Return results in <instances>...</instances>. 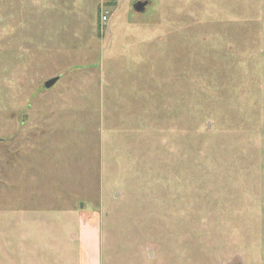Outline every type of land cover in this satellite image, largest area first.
Here are the masks:
<instances>
[{
    "label": "rangeland",
    "instance_id": "obj_1",
    "mask_svg": "<svg viewBox=\"0 0 264 264\" xmlns=\"http://www.w3.org/2000/svg\"><path fill=\"white\" fill-rule=\"evenodd\" d=\"M136 1L0 0V264H264V0Z\"/></svg>",
    "mask_w": 264,
    "mask_h": 264
},
{
    "label": "water",
    "instance_id": "obj_2",
    "mask_svg": "<svg viewBox=\"0 0 264 264\" xmlns=\"http://www.w3.org/2000/svg\"><path fill=\"white\" fill-rule=\"evenodd\" d=\"M147 4H148L147 0L136 1L133 5V9L137 12H143ZM55 80H56V77L47 80L45 83V87H50L55 82Z\"/></svg>",
    "mask_w": 264,
    "mask_h": 264
},
{
    "label": "crops",
    "instance_id": "obj_3",
    "mask_svg": "<svg viewBox=\"0 0 264 264\" xmlns=\"http://www.w3.org/2000/svg\"><path fill=\"white\" fill-rule=\"evenodd\" d=\"M91 236H92V239L94 240L95 233H94V232H91ZM97 258H98V256H97V257L95 256V261H94L93 264H98V263H97V260H98Z\"/></svg>",
    "mask_w": 264,
    "mask_h": 264
}]
</instances>
